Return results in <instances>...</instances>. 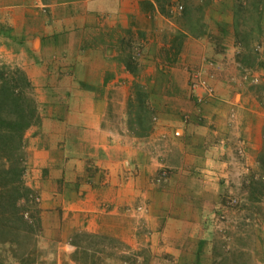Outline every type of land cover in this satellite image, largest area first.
Wrapping results in <instances>:
<instances>
[{"label": "crops", "instance_id": "0c3cea01", "mask_svg": "<svg viewBox=\"0 0 264 264\" xmlns=\"http://www.w3.org/2000/svg\"><path fill=\"white\" fill-rule=\"evenodd\" d=\"M221 1L196 31L158 0H0V64L37 105L24 176L57 264L82 231L110 264H215L240 238L264 264V61L241 58ZM200 68L215 95L196 104Z\"/></svg>", "mask_w": 264, "mask_h": 264}, {"label": "rangeland", "instance_id": "374dc122", "mask_svg": "<svg viewBox=\"0 0 264 264\" xmlns=\"http://www.w3.org/2000/svg\"><path fill=\"white\" fill-rule=\"evenodd\" d=\"M215 0H159L160 7L165 10V5L172 10V15H182L189 23V26L196 29H202V19L205 14L214 10L212 6ZM228 1V2H227ZM255 1V0H251ZM264 1V0H262ZM222 11L225 12L231 9L236 11V16L232 14V20L230 21L233 37L235 42L240 45L242 52L241 58L246 62L248 66L255 65L258 62H263L262 52L259 47L264 45V13L258 16L257 12L248 6V10L245 9L244 0H222ZM243 3V4H241ZM225 4L227 5L225 8ZM187 10L186 13H184ZM168 10H165L167 12ZM171 13V12H170ZM260 25H259V24ZM5 65V64H0ZM6 70L10 74L17 67H11L6 65ZM19 70V68H18ZM17 75V74H16ZM21 76V75H20ZM19 77V76H18ZM21 78H25V76ZM20 79V77H19ZM26 79V78H25ZM24 79V80H25ZM22 91L28 100L34 101L32 99V89L29 83H20ZM35 103V101H34ZM35 110L37 118V105L35 103ZM26 164V162H25ZM24 183L27 187L29 185L26 183L25 176H23ZM30 188V187H29ZM33 190V189H32ZM253 191L264 197V182L263 180L256 181L253 186ZM35 194V196H34ZM34 196V199H33ZM33 196H31L32 201L28 202V212L33 215L35 226V231L38 230L40 225V231L35 232L32 235H24V231L19 233V237L11 245L7 242L0 244V258L3 260L11 261L15 254L21 256L22 260L27 263L29 258H34V261L30 264H57L58 262L53 257V244H43L40 241L41 230L43 225V212L39 208L38 196L33 190ZM76 245L79 246L75 250V263L64 262L63 264H110L108 261L103 259L105 253H110V250H105L104 243L101 237H95L94 235H89L84 231L75 233L73 236ZM240 238L237 241V245L227 247L223 245L218 249L217 254H219L222 259L218 260L215 264H252L251 252L249 250L244 251L241 247L250 246L245 245L244 240L241 241ZM108 247H111L109 243H106ZM111 249V248H110ZM111 264H141L140 261L136 260H122L113 261Z\"/></svg>", "mask_w": 264, "mask_h": 264}, {"label": "trees", "instance_id": "16d2710c", "mask_svg": "<svg viewBox=\"0 0 264 264\" xmlns=\"http://www.w3.org/2000/svg\"><path fill=\"white\" fill-rule=\"evenodd\" d=\"M244 6L247 10L248 6L253 8L258 16L264 13L262 0H244ZM161 10L165 12L162 7ZM231 10L236 16V11ZM6 68V65L0 66V244L7 242L11 245L20 232L24 231L27 236L35 234L40 231V225L35 231L34 217L27 208L28 202L32 201L33 190L25 185L23 179L26 171L24 133L36 120L35 103L28 100L22 91L20 83H28L27 79L21 78L22 71L15 68L10 74ZM139 108L142 110L141 104ZM32 261L34 258H29L25 263L17 254L11 261L0 258V264H30Z\"/></svg>", "mask_w": 264, "mask_h": 264}, {"label": "built area", "instance_id": "2783aa9c", "mask_svg": "<svg viewBox=\"0 0 264 264\" xmlns=\"http://www.w3.org/2000/svg\"><path fill=\"white\" fill-rule=\"evenodd\" d=\"M189 87L191 93L193 94V98L196 104L204 103L215 95V89L213 84L210 82L209 78L204 74V70L201 68L192 72ZM165 175L166 171L162 170L158 180H160ZM237 202L238 199L235 197H231L229 199L230 204H236Z\"/></svg>", "mask_w": 264, "mask_h": 264}]
</instances>
